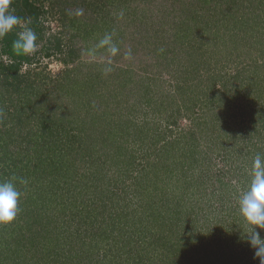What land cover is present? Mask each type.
<instances>
[{
	"label": "rangeland",
	"instance_id": "374dc122",
	"mask_svg": "<svg viewBox=\"0 0 264 264\" xmlns=\"http://www.w3.org/2000/svg\"><path fill=\"white\" fill-rule=\"evenodd\" d=\"M34 5L36 22L26 19L40 46L21 64L28 77L0 74V180L25 179L33 167L36 180L49 175L32 191L17 181L24 211L0 234L49 215L56 232L76 233L73 264H260L242 239L250 228L238 190L255 155H264V0ZM93 86L97 102L86 100ZM72 104L93 112L71 117ZM82 122L92 124L89 139L77 128ZM127 141L149 175L135 195L124 194L107 155ZM124 204L115 220L113 208ZM36 246L34 258L42 255Z\"/></svg>",
	"mask_w": 264,
	"mask_h": 264
},
{
	"label": "trees",
	"instance_id": "16d2710c",
	"mask_svg": "<svg viewBox=\"0 0 264 264\" xmlns=\"http://www.w3.org/2000/svg\"><path fill=\"white\" fill-rule=\"evenodd\" d=\"M34 3H35V0H33V1L32 0H13L12 7L15 9L16 15L20 16L21 18H26L29 15H31V16L33 15V17L35 18L34 22H36V19H37L38 14L40 13V10L36 7V5H34ZM86 8L87 7H85V10H86ZM80 9L83 10L82 6ZM73 14L76 16L79 15L75 10H74ZM18 30L19 29H17L16 31H18ZM15 38H16V34L14 31V32L10 33L9 35H7L6 37H4L2 40H0V44H2V50L0 51V56L2 54H4V56L9 58V62H7V63L3 62V60H0V74L1 75L4 74L7 80L13 79L16 81L20 80L21 82H23L24 80L21 78L25 79L28 77V75L25 77L20 70L22 68L21 64L24 60L27 59V56L17 57L13 54L12 49H11V44ZM156 49L159 50L158 48H156ZM160 53L162 54V51H160ZM129 80L124 81V82H126V84H124L125 89L127 88ZM75 84L76 83H74V86L76 88ZM10 86H12L14 88L20 87L19 85L15 86V85H11V84H10ZM25 86H26V84L24 85V87ZM178 91H180V93L182 94V90H180V87H179ZM96 92L97 91H96V88L94 86H93V88H90L89 93H86V94L84 93L86 95V98H87L86 100H89V98L91 97L92 100H95V102H97V100L95 99ZM128 92H130V91H128ZM71 93H72V95H74V94H76V91L71 92ZM88 96H90V97L88 98ZM78 97L81 99L82 94H80ZM84 102L87 103V101H84ZM77 106H78L77 104H72L71 113H74V114H71V117L72 116H79V115L81 116L80 113H87V115H90V112H93L92 110L81 112V111H79ZM16 115H17V112L12 117L14 118V120L16 118L17 119L16 122H17V121H19V119H21V117H18V115L16 117ZM91 122H93V121H91ZM82 123H79L77 128L79 129V131L82 132L83 137H84V135H86V138L89 139L88 135L91 132L90 126L92 124L91 123L85 124V122H82ZM12 126H13V124H12ZM7 130H9V129L7 128ZM135 132H137V131H135ZM127 134H128L127 132H123V133L120 132L121 136H125ZM126 138H128V137H126ZM66 141H68L67 147H71L75 143L72 140V137H68V139H66ZM142 141L143 140H141V142ZM104 145L105 144H102L101 146H104ZM74 148H77L76 145ZM140 152L142 153L143 151H140ZM131 153L132 152L129 151L128 141H127V144L125 146L123 144L111 145L109 150L107 151V155L111 154L108 156L110 157V160L115 164V167H116L115 170H117L120 174L118 177V179H119L118 181L120 183H122L121 188H122L124 194L128 193L127 190H130L132 192L130 194L135 195V193H142L143 192V187L148 182L147 177L149 175L147 173L143 172V169L145 168L144 161L143 162H136L138 156L133 155ZM143 153H145V152H143ZM163 154H165V152H163ZM95 160H97V159H95ZM99 160H97L94 164H96L97 162L99 164L100 163ZM138 165H141V168L140 169L138 168L137 171H135L134 169ZM71 166L72 165H68V164L65 165L64 170L66 169L67 171H69ZM62 167H60V169ZM30 169H31V171H28ZM26 171H28V172L26 173L25 179L28 181V185H29V188L31 191L35 190L37 185L39 186L38 188L40 189L41 188L40 186L44 185L45 179H46V177H48L47 175H49L46 172L43 174L41 173L43 175L44 180H36L37 175L40 172L39 170L36 169V167L28 168ZM52 171H48V173H50ZM69 172H71V171H69ZM128 179H129V182H127ZM49 182H54V180H50ZM34 184H36V185H34ZM42 188H43V192H44L45 187L42 186ZM39 189L35 192V194H37V195L39 194V193H37L39 191ZM127 205L128 204H124L122 206V207H124L123 208L124 210L121 209V211H120V209H119V211H117V212L113 208L114 213H116V215H114L115 220L121 221V218H120V216L122 215L121 213L126 210ZM23 208H20L21 212L24 211ZM143 209L145 210V213H148L149 209L147 210V207H146V209L143 207ZM143 209H142V211H143ZM109 210H110V208H109ZM26 212L29 213V211H26ZM37 218H38L37 216L32 217L31 218L32 220L26 221V223L19 225V227L18 226L7 227L6 228L7 230L6 231L4 230V233L0 234V264H30V263L33 264L34 260L38 264L39 260L41 261L42 258L46 259V261L40 262L39 264H73V263H77L76 259L78 258L79 253L74 252V248L76 247V245L73 244V241L76 240L75 239L76 233H67V230L66 231L64 230L65 231L64 234L63 233L60 234V232H56V230H57L56 226L50 227V224H54V223H52V221H53V220H51L52 217H50L49 215H45L43 217V219H45V221H43V219L39 220ZM141 218H143V217H141ZM111 219H113V218H111ZM34 223H39L41 225L37 226ZM55 225H57V224H55ZM16 228L19 231L18 234H15ZM58 229L60 230V228H58ZM0 232H1V230H0ZM36 245H39L42 247V249L40 251V252H42V255L38 258H34V256H33L34 249L35 250L40 249ZM98 254L100 256H102L103 258L107 257L106 253H98ZM102 257L100 258V260H103ZM177 262H178L177 264H184L183 262H181L179 260ZM227 264H229V261H227Z\"/></svg>",
	"mask_w": 264,
	"mask_h": 264
},
{
	"label": "clouds",
	"instance_id": "9594fccd",
	"mask_svg": "<svg viewBox=\"0 0 264 264\" xmlns=\"http://www.w3.org/2000/svg\"><path fill=\"white\" fill-rule=\"evenodd\" d=\"M13 0H0V40L15 31L16 38L12 41L11 49L15 56H31L39 48L38 36L30 26L31 21L15 14ZM19 29V31H16ZM111 37H105L101 42L108 44ZM115 54L118 49L110 48ZM17 181L27 185L22 177L13 176L0 180V225L13 223L20 212L19 200L22 195L17 188ZM238 210L244 223L250 231L243 235L244 240L254 249L255 257L264 264V235L257 229H264V155L257 153L252 163L251 177L247 187L238 190Z\"/></svg>",
	"mask_w": 264,
	"mask_h": 264
}]
</instances>
